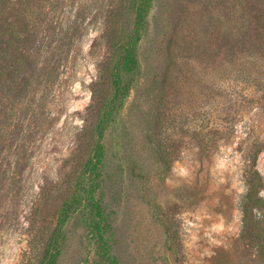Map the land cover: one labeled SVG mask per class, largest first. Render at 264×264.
<instances>
[{"label":"rangeland","instance_id":"374dc122","mask_svg":"<svg viewBox=\"0 0 264 264\" xmlns=\"http://www.w3.org/2000/svg\"><path fill=\"white\" fill-rule=\"evenodd\" d=\"M111 1L11 0L3 17L7 30L25 10L23 41L0 44V264H38L50 239L54 264H264V222L243 232L254 156L264 180L260 0H151L136 81L102 140V215L65 211L110 91ZM117 16L128 37L132 15Z\"/></svg>","mask_w":264,"mask_h":264},{"label":"trees","instance_id":"16d2710c","mask_svg":"<svg viewBox=\"0 0 264 264\" xmlns=\"http://www.w3.org/2000/svg\"><path fill=\"white\" fill-rule=\"evenodd\" d=\"M264 2V0H260ZM114 6L108 13L111 17L110 22L112 27L108 33V43L110 47V56L102 67L103 80L108 79L110 91L101 99H98L97 122L90 127L87 133L91 141V149L86 161L83 163L81 172L76 177V183L69 197V202L66 203L65 211L76 208L82 203H87L89 207L94 209L98 216L102 215V209L98 200L95 197V189L93 188L94 177L102 164L104 156V144L102 142L105 132L111 127L116 126L120 122L122 110L129 98L130 91L136 77L134 74L139 68L137 58V48L141 41L142 32L146 25V18L151 4V0H118L111 1ZM116 2V3H115ZM103 9L110 8L108 4H104ZM116 4V5H115ZM120 7L126 8L132 15L133 28L128 37H123V27L120 28L117 21V10ZM15 8L11 6V0H0V44L6 39L8 31L13 34V40L16 44L23 41L21 30H16L20 16L24 15V9L18 8L17 20L14 24H9L6 30V24L2 21L5 14ZM124 21V20H123ZM125 24V23H124ZM123 24V25H124ZM63 42V38L60 39ZM55 50L61 52L62 45L56 46ZM6 58V50L1 46L0 60ZM25 61V55L20 56V61L15 64V71L19 73L22 70V64ZM1 72L5 71L3 63L0 65ZM257 168V156L251 159L249 167L246 171L247 192L243 199V232L251 225L261 224L264 222V216L257 217V213L264 208V200L256 196V192L264 187V180ZM89 178L91 180L88 186ZM64 220V219H62ZM168 238L170 237L168 225H164ZM101 236L102 221L99 220L94 225ZM56 244L50 239L46 249L40 258L38 264H54L58 256ZM112 263L114 259H111Z\"/></svg>","mask_w":264,"mask_h":264}]
</instances>
